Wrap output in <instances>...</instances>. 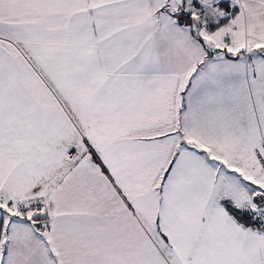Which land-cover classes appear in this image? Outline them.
Masks as SVG:
<instances>
[{
  "label": "snow or ice",
  "instance_id": "6c2138e0",
  "mask_svg": "<svg viewBox=\"0 0 264 264\" xmlns=\"http://www.w3.org/2000/svg\"><path fill=\"white\" fill-rule=\"evenodd\" d=\"M0 264H264V0H0Z\"/></svg>",
  "mask_w": 264,
  "mask_h": 264
}]
</instances>
